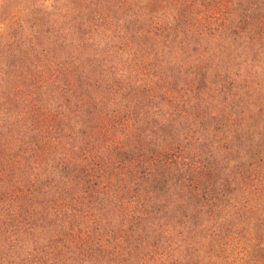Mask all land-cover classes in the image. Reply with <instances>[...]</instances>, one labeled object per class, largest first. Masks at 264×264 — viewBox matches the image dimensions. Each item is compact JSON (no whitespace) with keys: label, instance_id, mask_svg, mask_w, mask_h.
I'll use <instances>...</instances> for the list:
<instances>
[{"label":"trees","instance_id":"1","mask_svg":"<svg viewBox=\"0 0 264 264\" xmlns=\"http://www.w3.org/2000/svg\"><path fill=\"white\" fill-rule=\"evenodd\" d=\"M87 1L0 96V264H264V0Z\"/></svg>","mask_w":264,"mask_h":264},{"label":"rangeland","instance_id":"2","mask_svg":"<svg viewBox=\"0 0 264 264\" xmlns=\"http://www.w3.org/2000/svg\"><path fill=\"white\" fill-rule=\"evenodd\" d=\"M86 3L87 0H0V70L5 63L9 69V79L0 86L3 99L20 101L25 98L23 90H31L32 81L28 85L22 82L29 79L37 80V93H40L39 78L35 76L41 72L39 60L44 54L41 48L48 50L42 58H46L45 55L54 56L55 61L66 54L72 55V31L76 20L82 18L86 21L84 26L87 30L103 29L101 13L88 10ZM92 13L96 18L91 17ZM5 25L9 30H4ZM16 48L18 57H13L12 51ZM20 49H28L30 60L27 65L22 61ZM50 63L51 60L41 62L42 72ZM50 73L51 70H48L44 79L49 80ZM2 108L4 110L6 106L3 104Z\"/></svg>","mask_w":264,"mask_h":264}]
</instances>
